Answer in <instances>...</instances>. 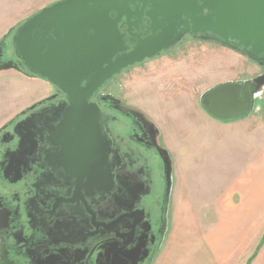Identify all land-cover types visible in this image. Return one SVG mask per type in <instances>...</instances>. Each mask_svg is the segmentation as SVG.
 Here are the masks:
<instances>
[{"label":"flooded vegetation","instance_id":"1","mask_svg":"<svg viewBox=\"0 0 264 264\" xmlns=\"http://www.w3.org/2000/svg\"><path fill=\"white\" fill-rule=\"evenodd\" d=\"M7 60L17 61L12 51ZM118 78L91 99L99 130L87 136L54 87L0 127V264H154L160 255L170 229L159 135L113 89Z\"/></svg>","mask_w":264,"mask_h":264},{"label":"water","instance_id":"2","mask_svg":"<svg viewBox=\"0 0 264 264\" xmlns=\"http://www.w3.org/2000/svg\"><path fill=\"white\" fill-rule=\"evenodd\" d=\"M188 41L212 42L264 67V0H62L15 26L0 41V74L15 71L48 82L67 96L66 116L85 119L99 130V107L91 99L115 77L148 63ZM12 51L17 61L7 60ZM7 60V61H6ZM264 73L244 82H227L200 97L202 110L221 123L260 112ZM61 108H64L61 106ZM257 110V112H255ZM145 115L144 113H142ZM96 117L95 123L88 119ZM160 155L165 169V223L175 186L171 153ZM88 137L86 146H90ZM105 175L108 143L99 142ZM104 182V176H102ZM133 264L138 263V257Z\"/></svg>","mask_w":264,"mask_h":264},{"label":"rangeland","instance_id":"3","mask_svg":"<svg viewBox=\"0 0 264 264\" xmlns=\"http://www.w3.org/2000/svg\"><path fill=\"white\" fill-rule=\"evenodd\" d=\"M59 1L62 0H0V41L11 28ZM148 62L120 75L113 89L155 122L164 147L171 153L176 177L169 213L171 229L178 205L177 191L187 185L194 190L197 200L203 202L197 204L201 207L207 198L221 191V181L212 177L226 173L223 163L227 150L213 147L208 140L209 119L200 106L201 95L223 83L254 79L262 72L247 57L202 41H188ZM53 93V86L46 81L29 80L15 71L0 74V127ZM256 107L261 111L255 110L257 113L251 118L255 119V126L262 125L264 143V91L257 98ZM197 126L202 133L196 134ZM229 158L236 166L240 151L233 148ZM248 158L247 154L245 159ZM186 174L188 180H183ZM191 176L196 180L190 181ZM176 253L181 251L177 248Z\"/></svg>","mask_w":264,"mask_h":264},{"label":"crops","instance_id":"4","mask_svg":"<svg viewBox=\"0 0 264 264\" xmlns=\"http://www.w3.org/2000/svg\"><path fill=\"white\" fill-rule=\"evenodd\" d=\"M208 119V140L228 154L226 165L223 163L226 173L212 177L221 181V191L201 207L197 204L203 202L197 200L193 189L183 185L177 191L176 217L164 252L154 264H264V244L257 252L264 239L262 125L255 126L251 116L231 123ZM200 133L197 126L196 134ZM233 148L240 151L236 166L229 158ZM183 180H188L187 174Z\"/></svg>","mask_w":264,"mask_h":264},{"label":"trees","instance_id":"5","mask_svg":"<svg viewBox=\"0 0 264 264\" xmlns=\"http://www.w3.org/2000/svg\"><path fill=\"white\" fill-rule=\"evenodd\" d=\"M263 244H264V239H263L262 243L260 244V246H259L257 252L260 250V248L263 246ZM255 255H256V254H255ZM255 255L253 256V258L255 257Z\"/></svg>","mask_w":264,"mask_h":264}]
</instances>
